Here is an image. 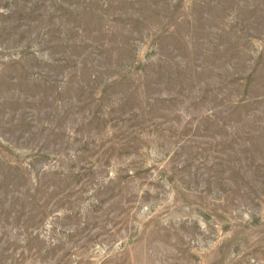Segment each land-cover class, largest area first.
Masks as SVG:
<instances>
[{"label": "rangeland", "instance_id": "rangeland-1", "mask_svg": "<svg viewBox=\"0 0 264 264\" xmlns=\"http://www.w3.org/2000/svg\"><path fill=\"white\" fill-rule=\"evenodd\" d=\"M0 264H264V0H0Z\"/></svg>", "mask_w": 264, "mask_h": 264}]
</instances>
